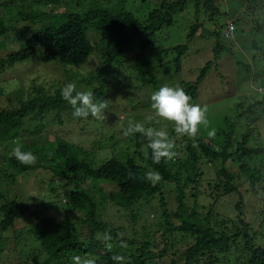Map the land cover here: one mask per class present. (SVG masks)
Here are the masks:
<instances>
[{
  "label": "trees",
  "instance_id": "16d2710c",
  "mask_svg": "<svg viewBox=\"0 0 264 264\" xmlns=\"http://www.w3.org/2000/svg\"><path fill=\"white\" fill-rule=\"evenodd\" d=\"M114 1L93 0L80 11L66 0H14L9 6L11 15L34 25L40 23V28L18 29L5 26V8L0 6L1 38L9 39L13 34L19 43L18 48L0 51V71L29 59L42 64L57 61L63 66L78 65L99 47L103 64L88 77L77 73L65 81L74 83L77 90L91 91L96 102L106 105L105 114L113 97L105 78L117 79L116 70L122 62L115 57L124 44L137 39V52L129 60L138 89L147 86L158 90L160 79L142 62L145 50L152 47L157 33L170 27L174 16L191 4L196 14L202 13L209 25L217 28L201 29L202 37L216 39L212 59L204 63L195 81L179 85L190 102L197 104L202 95L199 86L220 55H232L233 49L220 40L232 39L234 47L236 39L245 35V28L253 36L249 47L253 62L238 65L250 70L259 60L264 79V0H233L231 6V0H162L142 22ZM44 8L49 12H43ZM228 21L234 26L230 38L224 34ZM198 29L195 21L189 27L187 43L172 47L175 73L187 53L188 41ZM24 68L27 70V66ZM28 72L33 73V69L28 68ZM24 77L19 71L6 81L0 80V179L15 182L16 176L39 169L50 172L45 200L59 199L54 204L66 215L60 220L41 217L16 197L9 198L7 191H0V264L6 253L14 254L12 264H72L73 256L94 264H120L113 259L116 255L126 257L127 264H264V133L253 123L258 121L259 112H264V92L246 106L236 104L234 118L224 117L223 127L213 137L167 131L175 156L155 163L142 133H129L124 142L108 149L99 139L103 132L91 149L49 139L47 124L55 120L62 124L63 113L68 121L85 123L95 117L74 118L72 106L61 97L63 85L44 88L33 79L24 88ZM14 80L19 87L12 91L15 102L11 98L2 100L4 90L10 91L7 82ZM128 88L118 80L113 90L127 95ZM130 88L134 90V86ZM141 123L152 127L150 122ZM109 137L114 139V133ZM16 146L34 153L35 163L23 165L11 157L9 153ZM101 150L105 155L95 162L94 156ZM205 165L210 166L213 178L202 185ZM148 171L158 172L161 179L149 182L145 179ZM59 189L61 192H56ZM250 210L254 221L248 218ZM122 212L130 218L132 227L115 223ZM145 213L144 223L149 220L148 224L137 228ZM26 214L34 216L32 223L15 229V223ZM105 232L110 240L103 238ZM10 236L14 238L12 246Z\"/></svg>",
  "mask_w": 264,
  "mask_h": 264
},
{
  "label": "rangeland",
  "instance_id": "374dc122",
  "mask_svg": "<svg viewBox=\"0 0 264 264\" xmlns=\"http://www.w3.org/2000/svg\"><path fill=\"white\" fill-rule=\"evenodd\" d=\"M13 1L14 0H0V6L5 8V21H3L5 26H14L16 29L22 27L29 28V26L32 28H40V23L34 21V25L28 19H22L20 16L16 17V15H11L9 6ZM92 1L93 0H66L70 7L75 9L78 8L80 11ZM161 1L162 0H116L114 2L119 8L123 7L125 11L132 13L140 22H142L145 20L148 12L156 8ZM15 3L20 4L18 1ZM228 3L229 6L233 5V0ZM0 12L2 14L1 10ZM43 12L48 13L49 11L44 8ZM195 21L199 23V29L197 30L196 35L188 41L187 53L181 58L179 72L175 73L173 64L174 53L172 47L187 43L189 27ZM230 22L231 21H228L227 23ZM207 27H211V29L217 28L214 25H209L208 21L204 19L202 13L196 14L192 5L188 4L183 12L174 16L173 24L170 27L157 33L152 47H148L145 50L142 62L145 63L148 70L153 71L157 79H160L159 88L161 86L179 87L180 83L183 84L195 81L204 63L209 59H212L211 49L216 42V39H206L201 36V29L209 30ZM245 29V35L236 39L237 43H235L236 45H234V47L232 46V39L220 40L227 48L233 49L231 52L232 55L225 53L220 55L215 66H213L199 86L202 95L196 103L206 109V116L208 119L207 127L199 126L198 133L201 135L208 136V131L210 129H215V132H217L219 128L223 127L222 124L224 117L228 116L233 119L236 104L242 103L246 106L250 104V101L253 99L262 97L261 95L264 92V79L262 66L259 60L254 62V66H252L250 70L244 68L243 64L238 65V62L247 64L249 61H252V54L250 55L249 47L253 36L247 28ZM10 37L11 38L9 39H5L0 36L1 52L19 47V43L12 38L13 34ZM91 37L94 40L96 39V36H93V34H91ZM136 41L137 39L135 37L128 40L116 55L115 61L122 62V65H119L116 70L118 73L117 79L113 80L110 77L105 78L107 88L112 90L111 96H113L109 98L107 103L109 104L108 111L100 118L95 117L93 121L90 122L89 120V122L85 123L84 120L68 121V117L63 113L61 115L63 121L62 124L58 123L56 120L53 123L50 122L47 124L45 132H48L49 139H56L57 143L62 140L91 149L95 147L97 136L103 132L102 135H99V139L102 140L103 147L108 149L113 145L116 146L118 142L120 145L121 141L127 139L129 133L125 128L126 125L128 126L129 121L144 122L147 125H150L151 123L152 127L155 129H164L168 132L170 130L174 131V124L172 123L166 122L168 124H161L154 119L150 120L149 123L148 120H146V117L153 112L150 108V97L154 90L147 86L142 90L138 89V78L134 74L136 72L129 60L133 53L137 52ZM102 64L101 48L98 47V49H96L95 52L84 62L73 66H63L57 61L42 64L38 63V59H29L25 62L15 63L3 71H0V80L6 81L8 77L15 75L16 73L18 74L19 71H21V74L26 76L23 79L24 88L28 87L29 82L33 79L37 84L42 85L44 88L50 86L62 87V85L64 86L69 83L65 81L67 76L73 74L77 75V73H79L81 74L79 76L88 77L89 74H92V72ZM26 66L27 70L24 68ZM28 68L33 69V73H29ZM125 77L128 79H125ZM118 80L122 81V84L124 85H129V88L126 89L127 95L114 92L113 89ZM14 81L15 83L12 81L7 82V89H10V91L4 90L2 100L11 98V101L15 102L14 97L12 98V91L14 88L18 87V85L16 84V80ZM131 85L134 86V90L130 88ZM17 89H19V87ZM116 90L119 92L121 88ZM143 105H146L147 107L142 108L141 106ZM261 113L264 112L260 111L258 121H254L253 123L259 128V132L264 133V114ZM114 117H117V125L113 122ZM112 123L115 125L112 126ZM169 124L172 125L170 126ZM52 131L59 133L60 135L57 136V134H55L52 136ZM112 133L115 135L114 139L109 137ZM169 138H171L170 135ZM104 155L103 150L96 153L94 156L95 162L100 161V158ZM203 168L206 170L204 171L206 175H204L203 178H200V182L202 185H206L209 180H212L213 172L208 165H205ZM48 175L51 177L50 172L39 169L24 177L16 176L15 182L8 181L5 183L4 180L0 179V191L3 193L7 191V196L9 198L16 197L17 202L28 205L32 212H38V215L41 217L48 216L60 220L66 215V213L64 210L56 208L54 203L59 199H55V202L53 201L54 199L51 201L45 200V196H47V188L50 183L49 179L47 180ZM85 185H87V183ZM93 191L97 190L94 189ZM56 192H61V189ZM53 194L55 195V193ZM95 196L98 197L99 194L96 192ZM103 214L106 215L105 210L103 211ZM248 216L249 219L251 218L250 220L254 221L255 217L251 214V210L248 212ZM145 217L146 213L141 215L140 223L136 224L137 228H140L144 224H148L149 220L144 223L146 221ZM33 219V215L26 214L23 219L15 223L14 228L17 230L24 229L32 223ZM130 222L131 220L129 217H126L125 212H122L120 219L115 221L117 225L132 227L133 223ZM13 239L14 238L10 236V246L13 245ZM9 244L7 247H10ZM18 250L19 249H16L17 252ZM6 254L7 256L2 259L3 262L1 264H12V261L15 260L14 254Z\"/></svg>",
  "mask_w": 264,
  "mask_h": 264
},
{
  "label": "clouds",
  "instance_id": "9594fccd",
  "mask_svg": "<svg viewBox=\"0 0 264 264\" xmlns=\"http://www.w3.org/2000/svg\"><path fill=\"white\" fill-rule=\"evenodd\" d=\"M60 94L62 99L72 106L74 118H86L90 115L100 118L103 115L106 105L103 102H96L91 91L77 90L74 83H67L61 88ZM150 100V108L153 112L146 117V120L150 121L158 117L171 121L174 123V131L177 134L192 137L197 134L199 126H208L206 109L191 103L190 96L180 87L161 86L152 93ZM127 132L142 133L146 137L153 162L159 163L162 158L167 160L175 156L174 145L166 130L145 127L141 122L129 121ZM214 135L215 129H210L208 136L213 137ZM9 155L23 165L34 164L36 160L34 153L23 150L21 146L13 148ZM145 179L154 184L161 177L158 172L148 171L145 173ZM103 238L110 240L111 236L105 232ZM113 259L120 264H127L124 256L116 255ZM71 260L72 264H94L92 260L81 261L79 256H73Z\"/></svg>",
  "mask_w": 264,
  "mask_h": 264
},
{
  "label": "built area",
  "instance_id": "2783aa9c",
  "mask_svg": "<svg viewBox=\"0 0 264 264\" xmlns=\"http://www.w3.org/2000/svg\"><path fill=\"white\" fill-rule=\"evenodd\" d=\"M233 31H234V26L232 24L228 23L224 34L226 37H232Z\"/></svg>",
  "mask_w": 264,
  "mask_h": 264
}]
</instances>
